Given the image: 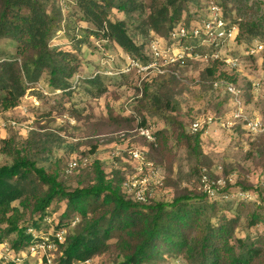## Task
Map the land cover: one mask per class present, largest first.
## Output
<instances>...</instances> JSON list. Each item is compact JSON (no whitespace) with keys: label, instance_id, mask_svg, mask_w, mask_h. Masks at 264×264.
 <instances>
[{"label":"rangeland","instance_id":"374dc122","mask_svg":"<svg viewBox=\"0 0 264 264\" xmlns=\"http://www.w3.org/2000/svg\"><path fill=\"white\" fill-rule=\"evenodd\" d=\"M44 1L48 11L60 8L63 17L61 30L50 40L51 47L72 53V61L78 65L81 77L76 86L66 93H53L46 78L42 79L41 85L28 90L16 107L0 113V166L13 163L14 154L9 147H17L23 155L36 161L38 167H44L50 174L56 173L65 188L73 190L94 182V163L98 160L108 179L120 183L123 194L134 201H138L134 193L123 187L127 178L136 177L139 173L138 163L131 157L133 149L143 151L156 171L152 175V170L146 168L143 174L138 175V178H147L144 185L147 201H171L185 193L200 194L198 182L201 170L205 167L218 168L217 173L223 172L230 192L224 197L219 196L217 207L229 217L239 219L232 243L239 251L237 238L240 237L249 243L254 241L264 252V132L249 135L242 125L231 129L223 127L222 118L229 117L234 105L231 97L228 101L224 91L213 89L203 64L195 63L185 68L184 76L181 74L185 81L159 85L150 83L155 77L153 75L144 77L123 72L117 75L126 67L128 55L114 42L93 38L100 33L94 26L82 21L83 11L78 6V0ZM208 3L209 0L203 3L204 11ZM193 10L191 7L190 11ZM109 15L111 19L126 18L115 8ZM231 15L235 19L236 11H232ZM141 29L139 21L129 26L133 35ZM135 37L138 43L145 40V36ZM254 39L264 41V32L248 41ZM232 46L236 48L237 45ZM238 48L241 53L246 52L245 48ZM16 56L17 43L8 38L1 39L0 59ZM242 65V69L235 74L243 95L245 113L249 117H261L264 121V52L254 59L244 57ZM100 69L112 72L108 77L113 78L91 85L85 78ZM257 81L260 86L255 88L253 83ZM99 87L106 89L100 93ZM151 93H157L162 99L169 98L171 107H177V110H172L163 102L151 101L146 96ZM156 111H167L176 117L177 122L161 118ZM206 115L214 116L215 121L202 133L204 154L197 155L188 146L186 134L191 135V125ZM141 119H146L154 131H161L160 143L158 135L155 145L135 132ZM6 141L9 146L4 147ZM86 157L89 161L85 164L83 159ZM74 161L77 166L71 167ZM25 183L29 193H41L47 189V185L39 181L33 172ZM14 205L26 212L20 223L36 221L39 226L35 229L42 231L41 235H51L62 228L70 233L79 227L81 221V217L75 219L73 214L63 216L66 201H54L42 218L34 215L31 207L23 208L20 201H15ZM253 214H257L259 219L257 224L250 226ZM2 235L12 246L16 234ZM59 255V249L52 253L55 258ZM122 260L123 253L117 237H114L109 248L95 255L91 264H118ZM0 264L8 263L0 259ZM22 264H42V261L40 255L28 256ZM146 264L189 263L184 256L168 254Z\"/></svg>","mask_w":264,"mask_h":264},{"label":"trees","instance_id":"16d2710c","mask_svg":"<svg viewBox=\"0 0 264 264\" xmlns=\"http://www.w3.org/2000/svg\"><path fill=\"white\" fill-rule=\"evenodd\" d=\"M205 1L208 0H78V6L83 11L82 21L91 24L100 33L93 38L114 42L126 55L147 61L151 38L154 35L168 37L179 25H190L192 21L199 20L205 14ZM211 1L221 5L230 18L238 22L239 44H248L252 36L264 32V0H209V3ZM191 7L194 8L193 12L190 11ZM114 8L123 12L126 18L111 19L109 13ZM234 10L237 13L235 19L231 15ZM62 19L60 8L54 7L48 11L44 0L0 1V41L8 38L17 43L15 58L0 59V113L16 107L28 90L41 85L42 79L46 78L53 93H66L76 86L81 75L78 65L72 61L73 54L51 47L50 44L55 33L61 30ZM138 21L142 29L135 35L145 36L141 43L129 30V26ZM245 58L254 59L250 56ZM190 66L194 65L178 66L180 75ZM203 70L209 76L213 89L224 91L230 101L231 95L226 89L214 86L212 81L225 78L237 85L235 73L239 71H231V74L220 62L204 65ZM105 71H94L85 79L91 85H96L113 78L108 77ZM152 79L150 83L158 85L182 81L172 75L155 76ZM105 89L99 87L100 93ZM146 96L155 103L163 102L172 110H177V107H171L169 98L162 99L157 93ZM156 113L161 118L177 122L176 117L167 111ZM140 124L148 123L146 119H141L136 127ZM179 124L184 129L183 124ZM204 130L186 134L188 146L197 155L204 154L201 147ZM160 132H156L159 143ZM7 146L8 141L4 147ZM9 150L14 154L13 163L0 166V243L7 242L2 233L16 234L10 247L17 252L28 250L34 240L29 229H35L39 223L33 221L21 224L26 212L14 202L20 201L23 208L31 207L32 213L42 218L54 201H66L63 216L73 214L75 219L81 217V221L79 227L70 233L62 228L66 230V239L58 245L60 255L56 258L57 264L92 259L105 252L114 237H117L119 249L123 253V260L118 264L151 263L168 254L184 256L189 264H264L263 248L257 247L254 241L249 243L237 238L240 247L237 251L232 239L239 219L229 217L217 207L216 202L220 197L211 199L198 191L200 194L185 193L171 201H134L123 194L120 183L108 179L98 160L94 163V182L68 190L58 180L56 173L50 174L44 167H38L36 161L23 155L17 147H9ZM205 168L213 177H224L223 172L217 173L218 168ZM32 172L47 185V189L41 193L27 192L25 181ZM227 192H230L228 183L219 196L224 197ZM258 219L259 216L253 214L249 225L254 226ZM4 224L6 226L1 227ZM41 232L36 230L39 236Z\"/></svg>","mask_w":264,"mask_h":264},{"label":"built area","instance_id":"2783aa9c","mask_svg":"<svg viewBox=\"0 0 264 264\" xmlns=\"http://www.w3.org/2000/svg\"><path fill=\"white\" fill-rule=\"evenodd\" d=\"M239 34V24L230 18L224 8L218 3L211 1L205 14L197 21H192L190 25L181 24L174 29L168 37L154 35L149 44V60L142 61L138 58L128 56L126 67L121 72L147 76L172 75L185 81L177 69L178 66L186 64L201 63L204 65L220 62L230 71H240L243 67V58L246 56L255 57L264 52V41L254 39L248 44H239L237 37ZM236 44V48L232 46ZM245 48L246 52L241 53L239 48ZM238 48V49H237ZM237 49V50H236ZM112 74V72H106ZM216 87L222 86L231 95V102L234 109L227 118H222L221 124L226 128H234L242 125L250 134H261L264 132V121L261 117H249L245 113L244 103L241 98V90L232 81L220 78L212 81ZM253 86L258 88L259 81ZM215 121L212 115L198 118L191 125V132L196 133ZM15 124V121H12ZM135 132L144 137L149 142L157 145L156 131L149 124H140ZM131 157L138 163L136 177L127 178L123 182V187L134 193L136 199L146 202L148 197L145 193L146 177L138 178L146 168L152 170V175L156 174L153 163H150L144 152L139 149L131 150ZM86 164L89 159H83ZM77 162L71 163V167H76ZM227 186L225 177H213L207 168H203L199 175L198 189L208 198L216 199ZM34 240L27 251L17 252L12 249L7 242L0 243V259H5L8 264H22L28 256L40 255L42 264H57L52 253L58 250V245L65 241V229H60L54 233L37 235L34 228L29 229ZM92 259L75 260L71 264H91Z\"/></svg>","mask_w":264,"mask_h":264}]
</instances>
